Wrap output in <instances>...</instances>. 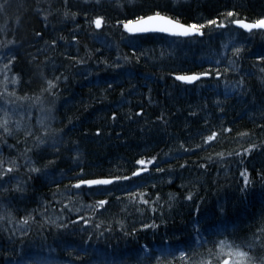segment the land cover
<instances>
[{"label": "snow or ice", "instance_id": "6c2138e0", "mask_svg": "<svg viewBox=\"0 0 264 264\" xmlns=\"http://www.w3.org/2000/svg\"><path fill=\"white\" fill-rule=\"evenodd\" d=\"M10 2L11 0H0V13L6 15ZM82 3L85 5L83 8L79 4L74 5L72 0H34L30 11L40 18L43 29L51 27L55 31L56 23L69 22L74 27L69 33L70 40L62 32L56 38L45 40L43 30H33V36L43 40L45 47L36 48L35 54L25 52V55L30 57L27 61L30 67L21 68L19 71L16 70L17 61L21 57V51L25 49V44L29 47H35V44L25 39L18 40L15 34L9 38L11 30L7 22L0 26V33H3L4 37L0 39V60L6 61L0 69V85H3V90L0 91V224H12L14 227L19 224L22 226L21 233L28 234L23 226H28L30 221L46 222L49 231L52 226L57 230H68L82 222L83 225H92L95 229L104 228L108 233L116 231L118 227L120 233L132 238L142 230L155 231L162 225H168L166 213L180 200V194L169 192L165 198L160 191L152 190L159 189L161 182L172 183L176 169L169 163V159L174 160L176 157L171 151L164 152L163 156L159 152L151 155L140 153L131 161V167L126 166V162L125 165H117L115 171H92L93 167L99 166L88 162V153L82 149L80 137L102 139L107 135L110 138L112 132L106 131L105 125L101 123L94 131L81 127L79 136H76L74 133L77 131L78 116L67 118L66 122L65 119H58L62 85L66 84L70 77L64 72L57 74L54 58L46 53L55 50L60 41H64L66 45L74 42L78 49L77 55L65 54L66 59L73 62L68 67L87 65L95 60L96 64H103L105 69L127 68L128 71L122 74L125 80H129L134 78L132 68L148 58L147 53L141 50L142 39L172 37L187 42L204 37L211 38L214 34L225 37L217 49L210 50L208 57L197 69L173 71L170 75L185 85L203 83L208 79L223 81L225 98L239 97L249 111L258 112L257 127L264 129V99H261L257 108L253 86L249 80L256 73L245 72L243 61L247 47L246 43L239 39L245 34L249 37L264 34V14L250 17L236 5H232L218 10L210 17L185 18L183 13L174 11L157 0H82ZM176 3L179 4L180 0H176ZM19 7L24 8V4L21 3ZM112 8L119 10V15H110L108 9ZM27 11L29 9H25V12ZM80 17H83V24L79 21ZM21 19V16L16 17L17 27L20 26ZM81 32L91 35L102 45L115 33L121 41L129 42L131 53L119 52L116 58L110 61L99 55L103 52V47L92 49L85 44L84 55L80 56L78 46L81 44ZM115 46L119 48L118 43ZM40 54L45 55L42 61ZM160 56H164L163 49ZM256 60L259 93L264 98V53L256 55ZM49 65L52 75L48 74ZM8 73L12 74L11 77ZM25 75H28L27 80L24 79ZM33 75L41 79L42 85L38 91H32L31 94L28 91L21 93V88L32 83ZM10 84L17 87L10 90ZM107 88H113V84L107 83ZM125 91L121 90V97L126 102ZM127 91L128 95L132 94L131 89ZM249 97L252 99H248ZM148 99H152L150 94ZM103 102L100 100V103ZM225 102L216 100L221 113L225 112ZM36 109L40 113L38 118L33 116ZM146 115L142 106L136 112L120 113L113 110L109 127L121 120L136 122L138 125L143 121V127L139 128V131L143 132L151 131L157 124L166 128L171 123L172 114L166 110H161L154 120H144ZM189 115L196 116L198 113L193 111ZM253 118L255 120V116ZM204 123L208 126L210 121L205 119ZM232 132V127L220 124L215 130L209 129L206 133H199V142L194 145H190L188 141H180V149L190 154H196L197 151L206 153L199 156L195 162V165L205 172L210 166L218 163L230 167V161L235 159L241 178V192L247 196L257 181L264 187V167L257 171L246 166V159L254 152L264 153V138L251 131L240 132L237 133L236 147L210 151L215 144L226 139V134ZM148 147L150 146L145 144V148ZM61 159L67 160L72 167L61 172L62 177L68 180L62 190L61 182L54 181L57 191L53 195L59 197L55 200L56 204L62 206L59 211L75 213L76 219L65 215L62 221L59 216H50L48 210L51 204L43 201L26 215L17 216L10 199L12 193L23 197L29 182L39 175H50L52 168ZM188 166V161L185 160L180 168L185 169ZM241 168L242 170H239ZM253 171H256L255 176ZM181 187L185 185L181 184ZM85 196H91V202H86ZM193 198L192 190H188L183 197L187 201H193ZM113 201L116 202L118 211L109 215ZM196 211L199 213L198 207ZM220 212L223 214L226 210L221 207ZM136 213L147 215V219H138ZM98 217L102 218L99 223H95ZM213 223V220H209V227H212ZM109 224L111 226H108ZM202 229L208 231L199 221L193 225L196 233L195 248L173 250L166 247L152 250L144 245V256L141 260H125L113 264H264V211L247 227L234 228L226 234H217L213 228L210 236H204ZM100 235L103 236L104 232H100ZM88 239H92V235H89ZM157 252L160 254L157 255Z\"/></svg>", "mask_w": 264, "mask_h": 264}, {"label": "trees", "instance_id": "16d2710c", "mask_svg": "<svg viewBox=\"0 0 264 264\" xmlns=\"http://www.w3.org/2000/svg\"><path fill=\"white\" fill-rule=\"evenodd\" d=\"M157 2L183 13L185 18L210 17L218 10L232 5H236L250 17L264 14V0H180L179 4L176 0H157ZM21 3L24 4V8L19 7ZM72 3L85 7L82 0H72ZM33 6L34 0H11L6 15L0 13V26L7 22L11 30L9 38L15 34L18 40L25 39L35 44V47L25 44V49L21 51V57L17 61V71L30 67L27 64L30 57L25 55V52L35 54L36 48L45 47L43 40L33 36V30H43L45 40L56 38L61 32L70 40L69 33L74 27L69 22L56 23L55 31L51 27L43 29L40 18L30 11ZM25 9L29 11L25 12ZM108 11L110 15H119V10L115 8ZM17 16L22 17L19 27L16 25ZM79 21L83 24V17H80ZM3 38V33H0V39ZM223 39L225 37L216 34L211 38L204 37L187 42L170 37L142 39L140 40L141 50L147 53L148 58L132 68L134 78L129 80H125L122 74L128 71L127 68L105 69L103 64L98 65L95 60L87 65L68 67L73 62L66 59L65 54L77 55L78 49L74 42L66 45L64 41H60L55 50H49L46 53L54 58L58 69L57 74L64 72L70 77L68 82L62 85L58 119H65L66 122L67 118L78 116L77 131L74 133L76 136H79L81 127L94 131L95 127L101 123L105 125L106 131L112 132L110 138L107 135L102 139L91 136L80 137L81 147L88 153V162L99 166L91 170L115 171L117 165H125L126 162V166L131 167V161L140 153L151 155L159 152L163 156L164 152L171 151L176 159H169V163L175 167L176 175L171 184L161 182L160 188L152 191H160L165 198L169 192L179 193L181 198L173 209L166 213L168 220L166 227L162 225L155 231L142 230L132 238L120 233L118 227L116 231L108 233L104 228L95 229L92 225H83L82 222L71 226L68 230H57L55 226H52V230L49 231L46 222L30 221L28 226H23L28 234L21 233L22 226L19 224L15 227L12 224H0V264H113V262L125 260L139 261L144 256L142 251L144 245L152 250L166 247L173 250L195 248L196 233L193 225L197 221L208 228V231L202 229L203 235L210 236L213 228L217 234L220 232L226 234L234 228H245L254 219L259 218L264 211V187L257 181L256 186L250 189L247 196H244L241 192V178L238 175L235 159L230 161V167L218 163L210 166V169L205 172L204 169L197 167L195 162L199 156L206 153L197 151L196 154H190L180 149V141H188L190 145H194L199 142V133H206L209 129L215 130L220 124L232 127L233 132L226 134V139L215 144L210 151L236 147L237 133L240 132L251 131L264 138V129L257 127L259 113L249 111L239 97L226 99L223 81L208 79L203 83L185 85L170 75L173 71L197 69L208 57L210 50L217 49ZM239 39L246 43L247 47L246 58L243 61L244 70L256 73L249 80L253 86L258 108L261 99L264 98L259 93L258 69L255 65L258 63L256 55L264 53V34L251 37L245 34ZM80 40L81 44L78 46L80 56L84 55L85 44L92 49L103 47V52L99 55L110 61L114 60L119 52L131 53L129 42L121 41L119 35L115 33L108 38L105 45L84 32L80 33ZM117 43L119 48L115 46ZM161 49L164 51L163 57L160 56ZM44 58L45 55L40 54V60ZM5 62L0 60V69ZM48 74L52 75L51 65H49ZM8 75L11 77L12 74L8 73ZM24 79L27 80L28 75H25ZM107 83H112L113 88L108 89ZM41 85V79L33 75L32 83L24 86L20 91L21 93L28 91L31 94L32 91H38ZM15 87L17 86L9 85L10 90ZM122 89L126 90V102L121 97ZM129 89H131V95H128ZM149 89H151L150 93ZM2 90L3 85H0V91ZM105 90H107L106 99ZM149 94L152 97L151 100L148 99ZM217 99L226 101L225 112H220L216 105ZM100 100L104 102L100 103ZM141 106L147 113L144 120H154L161 110H166L172 114L171 123L166 128L162 124H157L151 131L143 132L139 131V128L143 127V121L138 125L136 122L121 120L109 127L111 111L136 112ZM193 111L198 115L190 116L189 113ZM39 115L38 109L33 111L34 118H38ZM205 119L210 121L208 126L204 123ZM145 144L150 147L145 148ZM5 155H7V149H5ZM185 160L188 161L189 166L181 169L180 165ZM200 162L203 163V161ZM246 166L257 171L264 167V153L254 152L250 158L246 159ZM70 167L72 165L67 160L61 159L52 168L50 175H39L31 180L23 197L12 193L10 199L17 216L26 215L43 201L51 204L48 210L50 216H59L62 221L65 215H69L73 220L76 219L75 213L59 211L62 206L55 203L59 197L53 195L57 191L54 181L61 182V190L68 184V180L62 177L61 172ZM253 175H256V171H253ZM181 184L185 187H181ZM188 190L194 192L193 201L183 199ZM91 199V196L84 197L86 202H91ZM161 203L163 204V200ZM197 207L199 213L196 211ZM221 207L226 210L223 214L220 212ZM116 211L118 206L113 201L109 215ZM136 216L138 219H147V215L141 216L136 213ZM101 218L98 217L95 223H99ZM209 220L214 221L212 227L208 225ZM9 229L12 231L10 232ZM100 232H104V235L101 236ZM89 235H92V239H88Z\"/></svg>", "mask_w": 264, "mask_h": 264}, {"label": "water", "instance_id": "95a60500", "mask_svg": "<svg viewBox=\"0 0 264 264\" xmlns=\"http://www.w3.org/2000/svg\"><path fill=\"white\" fill-rule=\"evenodd\" d=\"M170 38H172V37H170ZM175 39H178V38H175ZM179 82V81H178ZM181 83V82H180Z\"/></svg>", "mask_w": 264, "mask_h": 264}]
</instances>
